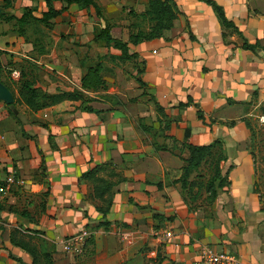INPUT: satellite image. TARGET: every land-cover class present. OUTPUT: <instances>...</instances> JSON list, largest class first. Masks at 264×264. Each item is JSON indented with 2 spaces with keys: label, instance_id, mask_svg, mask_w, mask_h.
<instances>
[{
  "label": "crops",
  "instance_id": "crops-1",
  "mask_svg": "<svg viewBox=\"0 0 264 264\" xmlns=\"http://www.w3.org/2000/svg\"><path fill=\"white\" fill-rule=\"evenodd\" d=\"M95 1L100 15L67 0H9L0 15V79L14 95L0 99V182L10 171L26 177L0 200V264H193L203 242L235 252L238 264H264V163L249 121L264 104V0H213L240 34L213 3L173 0L171 29L130 42L124 60L96 34L108 25L127 40L148 29V0ZM49 5L63 9L46 22L31 16ZM63 17L75 23L68 38L43 31ZM35 21L41 30H21ZM99 57L105 85L86 91L91 99L37 109L21 99L23 79L41 92L81 88ZM214 138L231 163L227 182L207 190L201 164L183 185L185 142ZM89 169L94 176L83 175ZM96 177L113 182L103 196ZM109 197L103 215L97 206ZM83 227L92 232L83 253L61 250L56 241ZM155 229L172 234L158 242Z\"/></svg>",
  "mask_w": 264,
  "mask_h": 264
},
{
  "label": "trees",
  "instance_id": "trees-1",
  "mask_svg": "<svg viewBox=\"0 0 264 264\" xmlns=\"http://www.w3.org/2000/svg\"><path fill=\"white\" fill-rule=\"evenodd\" d=\"M71 1H81L85 6H91L93 11L100 15L102 8L95 0H67V2ZM210 3H213L216 7L221 22L227 26H232L239 34L241 31L234 25V23L229 20L220 5L216 4L213 0H207ZM7 3H10L7 0ZM65 8V7H64ZM63 7L61 8H53V6L49 5L48 9L45 10L41 17H37L31 15L34 19L39 21H47V18L60 13ZM6 11L2 6H0V15L4 14ZM150 19V24L148 29H137L136 31H131L127 40H122L113 36L108 29V25L102 27L96 37L102 38L107 45H112L114 47H118L122 50L121 54L118 57L121 60L130 58L133 56V53L128 52V44L136 43L144 38H151L154 36L164 34V31H168L171 29L173 25V19L175 18L177 12L175 9V3L173 0H148L147 8L144 11ZM14 14H8L7 17H13ZM20 21L26 20L25 15L19 18ZM259 40H255L254 42H248L247 40L243 41L244 47H255L259 45ZM102 60L99 59L94 63L87 65L85 71L81 78V88L73 87L71 89H61L56 92H41L35 87L31 80L23 79L20 82V96L21 99L27 103L32 109H37L41 106L47 105L49 103L57 102L64 98H72V99H82L88 100L91 99L87 92L88 90H94L99 87H103L105 85V80L102 76ZM11 104V103H9ZM261 111L264 112V104L261 106ZM198 116L205 122L209 123L206 119L203 111L198 109ZM188 136V128L186 130V137ZM185 145L189 149V156L186 158V162L183 165V172L180 176V181L182 184H185L186 178L190 175V173L194 170H198V167L202 164V162L211 154H216L215 158L211 162V174L209 178L202 184L203 186L211 191L216 192L227 182V170L231 166V163L225 166V160L227 156L221 151V142L218 138H214L212 141L207 143H189L185 142ZM94 169H89L83 172L84 176L90 177L94 176ZM97 183L94 187V192L96 195L103 196V193L112 185V181L107 180L104 177H96ZM112 198H106L104 206H97V208L105 215L110 207Z\"/></svg>",
  "mask_w": 264,
  "mask_h": 264
},
{
  "label": "built area",
  "instance_id": "built-area-1",
  "mask_svg": "<svg viewBox=\"0 0 264 264\" xmlns=\"http://www.w3.org/2000/svg\"><path fill=\"white\" fill-rule=\"evenodd\" d=\"M11 75L14 78L20 77V71L16 68L11 70ZM260 119L264 121V114L260 115ZM26 182L24 175L16 174L13 171L5 173L0 182V200L8 194L13 186L23 185ZM153 236L158 242H164L172 231L165 229L163 231L153 230ZM92 232L88 227H83L79 231L60 237L56 242L60 249L64 252L78 255L83 253L88 239ZM121 235L125 239H131L134 234L129 230H123ZM193 264H238V255L228 249L217 247L215 244L203 242L200 244Z\"/></svg>",
  "mask_w": 264,
  "mask_h": 264
},
{
  "label": "rangeland",
  "instance_id": "rangeland-1",
  "mask_svg": "<svg viewBox=\"0 0 264 264\" xmlns=\"http://www.w3.org/2000/svg\"><path fill=\"white\" fill-rule=\"evenodd\" d=\"M0 4L2 7H6L7 10H10L8 5L3 4V1L0 0ZM74 15V12H68V15L66 16L67 18H70V15ZM1 18V17H0ZM62 20L59 21H55L54 24L47 26L45 25L44 27H42L43 31L44 30H48V31H55L59 34H63L62 36H68L72 35L71 32L75 31V23H70V20H66L64 17L61 18ZM39 22V21H38ZM39 23H37V21H35L33 24H25V27H21L22 31H27L31 33H34L38 30H41L39 28ZM72 25V26H71ZM21 26V25H20ZM75 41V40H74ZM76 42V41H75ZM74 42V43H75ZM8 44V42L6 43ZM38 43L35 42V47ZM77 44V43H75ZM0 51L2 52H8L7 50L1 49ZM255 113L249 116V121H250V128L252 129L253 133H254V141L255 142V146H258V150L255 152L256 155H258V157L260 158V160L264 163V121H262L260 119V115L264 114V112H261L259 110L254 111ZM254 144V143H253ZM216 154H211L209 155L202 163V167L200 169V172L198 170V173L196 175H204L207 176L209 173L211 174V162L213 161V159L215 158Z\"/></svg>",
  "mask_w": 264,
  "mask_h": 264
},
{
  "label": "water",
  "instance_id": "water-1",
  "mask_svg": "<svg viewBox=\"0 0 264 264\" xmlns=\"http://www.w3.org/2000/svg\"><path fill=\"white\" fill-rule=\"evenodd\" d=\"M0 99L6 103H12L14 101V95L7 84L0 79Z\"/></svg>",
  "mask_w": 264,
  "mask_h": 264
}]
</instances>
